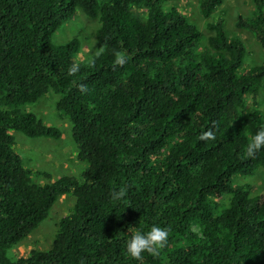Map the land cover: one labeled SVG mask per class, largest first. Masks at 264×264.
Wrapping results in <instances>:
<instances>
[{
	"label": "trees",
	"instance_id": "1",
	"mask_svg": "<svg viewBox=\"0 0 264 264\" xmlns=\"http://www.w3.org/2000/svg\"><path fill=\"white\" fill-rule=\"evenodd\" d=\"M174 1L185 0H0V264H264V195L233 183L264 169V147L246 154L264 128V62L245 68L241 40L215 15L222 0H197L205 40ZM250 2L235 26L264 50V0ZM78 10L98 21L86 62L74 61L77 39L52 42ZM50 91L71 122L80 181L36 184L14 149L10 131L60 138L22 110ZM63 195L74 204L51 247L10 261ZM153 225L169 230L166 246L131 259L127 239Z\"/></svg>",
	"mask_w": 264,
	"mask_h": 264
},
{
	"label": "rangeland",
	"instance_id": "2",
	"mask_svg": "<svg viewBox=\"0 0 264 264\" xmlns=\"http://www.w3.org/2000/svg\"><path fill=\"white\" fill-rule=\"evenodd\" d=\"M167 6L174 7L193 24L202 34L203 40L209 35L204 19L197 6V0L174 1ZM253 7L250 0H222V5L215 15L222 16L228 36L238 37L245 49L244 66L259 65L264 62V50L260 48L253 36L246 30L237 28L235 21L242 16L251 18ZM98 28L97 19L84 16L79 10L67 20L53 35L55 45H64L73 39L80 43L79 52L74 56L76 62H86L99 52V44L95 39ZM58 96L48 92L33 104L26 105L22 110L32 113L45 126L55 127L60 132L57 140L51 138H27L20 132L10 131L14 140V149L20 156L25 168L35 173H46L50 180L41 175H32L36 184L48 183L62 176H71L81 180L84 165L77 160L76 147L71 139V122L68 118L60 116L55 110ZM249 106V105H248ZM264 120V80L258 92L257 105ZM236 185L247 184L250 187L249 196L264 195V169L258 170L253 176L238 177L233 180ZM74 204L71 195L59 197L50 209L48 216L31 232V234L16 244L7 252V258L15 261L26 258L31 251L43 252L51 247L54 235L57 232L59 220L66 216Z\"/></svg>",
	"mask_w": 264,
	"mask_h": 264
},
{
	"label": "clouds",
	"instance_id": "3",
	"mask_svg": "<svg viewBox=\"0 0 264 264\" xmlns=\"http://www.w3.org/2000/svg\"><path fill=\"white\" fill-rule=\"evenodd\" d=\"M118 64H123V58L117 56ZM78 69L73 66L70 73L76 72ZM214 139L213 133L206 130L201 134V139ZM262 147H264V128L258 129L250 136L246 144V154L253 157ZM124 195V190L114 191L112 193L113 200H119ZM169 230L165 227L157 225L151 226L147 231H136L130 235L125 243L126 254L133 260L142 259V254L156 255L163 249L168 241Z\"/></svg>",
	"mask_w": 264,
	"mask_h": 264
}]
</instances>
